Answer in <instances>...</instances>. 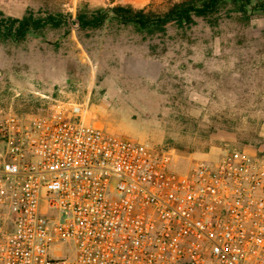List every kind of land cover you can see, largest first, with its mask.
<instances>
[{"label": "built area", "instance_id": "built-area-1", "mask_svg": "<svg viewBox=\"0 0 264 264\" xmlns=\"http://www.w3.org/2000/svg\"><path fill=\"white\" fill-rule=\"evenodd\" d=\"M83 112L0 106V264H264V153L179 172Z\"/></svg>", "mask_w": 264, "mask_h": 264}, {"label": "rangeland", "instance_id": "rangeland-1", "mask_svg": "<svg viewBox=\"0 0 264 264\" xmlns=\"http://www.w3.org/2000/svg\"><path fill=\"white\" fill-rule=\"evenodd\" d=\"M179 1L154 0L146 8L163 13ZM94 4L0 0L5 16L70 15L62 28L29 32L18 42L0 39L1 107L35 115L54 101L82 105L84 122L172 152L179 172L225 150L264 153L262 12L243 21L224 10L214 25L197 18L187 29L168 26L166 35L144 36L115 22L77 30L79 9L110 8ZM67 249L58 245L51 255Z\"/></svg>", "mask_w": 264, "mask_h": 264}, {"label": "trees", "instance_id": "trees-1", "mask_svg": "<svg viewBox=\"0 0 264 264\" xmlns=\"http://www.w3.org/2000/svg\"><path fill=\"white\" fill-rule=\"evenodd\" d=\"M224 10L227 16L232 12L243 21H248L252 12L264 14V0H181L163 13H154L146 7L135 9L121 5L96 9L84 7L76 12L73 24L79 31H91L100 29L107 22H115L121 27L131 26L144 36L166 35L168 26L187 29L196 24L197 18L214 25L213 16ZM69 20L70 15L63 13L35 16L27 10L20 18H16L5 16L0 11V39L22 41L29 32L35 33L44 28L59 29L68 25Z\"/></svg>", "mask_w": 264, "mask_h": 264}, {"label": "crops", "instance_id": "crops-1", "mask_svg": "<svg viewBox=\"0 0 264 264\" xmlns=\"http://www.w3.org/2000/svg\"><path fill=\"white\" fill-rule=\"evenodd\" d=\"M88 1L90 2L91 5H95L94 4L95 2L97 3V1L98 2L101 1L104 4L105 2L108 3L109 7L121 5V6H131L132 8H135V9H142L150 5L154 0H88ZM18 16H21V15H15L14 17L19 18Z\"/></svg>", "mask_w": 264, "mask_h": 264}]
</instances>
